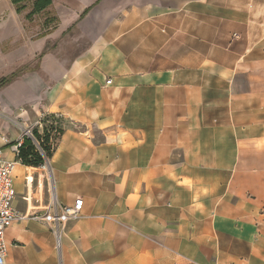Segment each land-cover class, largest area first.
I'll list each match as a JSON object with an SVG mask.
<instances>
[{"label":"crops","instance_id":"crops-1","mask_svg":"<svg viewBox=\"0 0 264 264\" xmlns=\"http://www.w3.org/2000/svg\"><path fill=\"white\" fill-rule=\"evenodd\" d=\"M160 1L51 0L46 7L57 10L58 28L34 34L38 67L0 90V113L6 125L32 129L42 116L56 118L61 131L35 200L40 168H13V179L24 167L30 181L27 215L52 193L64 204L82 198L83 208L61 228L59 248L40 220L16 221L5 234L6 264H264V133L223 118L228 96H264V55L220 61L216 72L133 69L121 46L144 25L128 16ZM15 17L14 4L0 0V28L10 35ZM72 25L83 49L46 50L49 37ZM211 75L220 81L216 96Z\"/></svg>","mask_w":264,"mask_h":264},{"label":"rangeland","instance_id":"rangeland-1","mask_svg":"<svg viewBox=\"0 0 264 264\" xmlns=\"http://www.w3.org/2000/svg\"><path fill=\"white\" fill-rule=\"evenodd\" d=\"M33 1L25 0L14 4L18 14L15 17L18 28L13 29V32L16 30L13 35H10L9 29L0 28V90L9 81L37 69L39 53L30 45V41L35 38L34 34L42 30L55 31L58 28L60 19L57 10L51 6L32 13ZM2 19H7V15ZM128 21L129 24L143 21L144 25V28L131 31L129 40L132 44L121 46L129 54V63L135 70L179 67L196 70L202 67L216 72V65L220 61L228 65L245 54L264 55V0H161L156 5H147L131 13ZM61 32V35L57 33L49 37L46 50L60 56L71 55L73 48L85 47L86 44L78 36L74 25L62 29ZM24 39L29 45L24 44ZM143 39L144 42L140 44ZM18 55L20 57L16 59L15 56ZM101 63L103 67L104 63ZM112 63L116 72L117 61L108 62ZM218 84V76L211 75L208 78L209 92L215 96L218 94ZM226 103L224 119H234L233 121L245 125L253 122L256 131L264 133V96H228ZM5 119L8 117L0 113V123L7 124ZM17 124L19 125L15 120L8 123L11 128ZM56 142L57 140L54 144ZM47 164L45 168L41 165L29 166L40 168L33 171V200L37 194L39 175L43 176L45 186L50 179ZM25 171L21 167V175L13 179L14 183H19L15 196L17 222L29 218L39 221L35 216L40 217L43 211L38 209L32 210L27 218H21L25 216L28 208L24 207L23 200L26 195L23 179ZM33 205L37 203L33 201ZM32 213L35 215L31 216Z\"/></svg>","mask_w":264,"mask_h":264},{"label":"built area","instance_id":"built-area-1","mask_svg":"<svg viewBox=\"0 0 264 264\" xmlns=\"http://www.w3.org/2000/svg\"><path fill=\"white\" fill-rule=\"evenodd\" d=\"M110 84L111 79H106L104 86ZM55 119L56 118H52L51 121L47 122V120H44L43 116L40 117L34 124L37 128L36 135L33 133L32 127L23 128L17 124L13 125L11 128L4 122L0 123V264H6V231L18 220V213L15 207L16 191L12 172L16 163L22 164L19 153L23 145V140L27 138L31 141L37 153L44 159V163L41 166L45 168L49 159L45 157V150L43 148L44 135L48 134V144L50 146L54 145L55 140H57L60 135V128ZM6 146H8V148L5 149ZM5 150L8 151L12 158H8L5 154ZM25 180L30 184L27 178H25ZM82 208V198L77 197L72 204H64L59 202L55 194L52 193L47 204H45L43 208L38 209L43 211L42 215L40 217L35 216V218L40 220L43 224H46L53 235L57 237V235L60 234L61 228L65 226L69 220L80 215ZM27 213L28 210L25 216ZM32 215H35V213H32L31 216Z\"/></svg>","mask_w":264,"mask_h":264},{"label":"trees","instance_id":"trees-1","mask_svg":"<svg viewBox=\"0 0 264 264\" xmlns=\"http://www.w3.org/2000/svg\"><path fill=\"white\" fill-rule=\"evenodd\" d=\"M12 4H18L25 0H10ZM51 0H34L32 2V13H37L42 11L44 8H46L48 5H50ZM95 5V4H93ZM92 5V6H93ZM92 6L88 7L82 15H84ZM9 81L8 83H10ZM7 84V83H6ZM35 135L37 134V130H32ZM61 133V131H60ZM49 136L48 134L44 135V141H43V148L45 150V157L47 159H50L52 152L54 151L55 144L53 146H50L48 144ZM19 157L21 159V163L26 166H40L44 163V159L37 153L35 150V147L31 143V141L27 138H24L23 145L20 148Z\"/></svg>","mask_w":264,"mask_h":264},{"label":"bare ground","instance_id":"bare-ground-1","mask_svg":"<svg viewBox=\"0 0 264 264\" xmlns=\"http://www.w3.org/2000/svg\"><path fill=\"white\" fill-rule=\"evenodd\" d=\"M30 168V167H29ZM15 169V168H14ZM31 170V169H30ZM29 171V170H28ZM49 171H51V170H49ZM50 174V173H49ZM52 178V177H51ZM30 180H32V179H30ZM52 180H53V178H52ZM56 241H57V246H59V244H60V234H58L57 235V237H56Z\"/></svg>","mask_w":264,"mask_h":264}]
</instances>
